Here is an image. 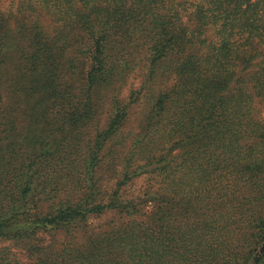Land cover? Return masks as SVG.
Segmentation results:
<instances>
[{"label":"trees","instance_id":"obj_1","mask_svg":"<svg viewBox=\"0 0 264 264\" xmlns=\"http://www.w3.org/2000/svg\"><path fill=\"white\" fill-rule=\"evenodd\" d=\"M5 1L0 264H264V0Z\"/></svg>","mask_w":264,"mask_h":264},{"label":"rangeland","instance_id":"obj_2","mask_svg":"<svg viewBox=\"0 0 264 264\" xmlns=\"http://www.w3.org/2000/svg\"><path fill=\"white\" fill-rule=\"evenodd\" d=\"M8 0H6L4 3H3V6L5 7V6H7L8 4ZM134 188V187H133Z\"/></svg>","mask_w":264,"mask_h":264}]
</instances>
